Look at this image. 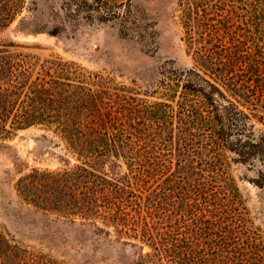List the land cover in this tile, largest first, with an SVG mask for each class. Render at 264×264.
I'll return each mask as SVG.
<instances>
[{"label": "trees", "instance_id": "trees-1", "mask_svg": "<svg viewBox=\"0 0 264 264\" xmlns=\"http://www.w3.org/2000/svg\"><path fill=\"white\" fill-rule=\"evenodd\" d=\"M216 1L179 0L189 46L211 28L218 34L209 22ZM245 1L264 17V0ZM22 3L0 0V30ZM213 45L200 41L196 66L161 71L159 98L150 101L130 88L84 85L75 79L84 77L82 69L69 72L72 67L57 60H44V74L35 71L33 78L34 57L14 51L24 45L0 43V140L31 125L53 127L56 146L67 148L61 161L69 163L71 154L79 162L61 171L31 169L17 182L20 194L48 187L55 195L43 197L41 209L105 221L121 238L134 239L128 243L136 264H264L261 244L242 222L224 154L264 164V133H254L240 100L246 101L249 86L234 78L231 60H219ZM106 163L112 171L123 164L124 181L99 170ZM190 223L195 230L189 233ZM202 233L207 250L200 247ZM0 264L53 263L0 234Z\"/></svg>", "mask_w": 264, "mask_h": 264}, {"label": "rangeland", "instance_id": "rangeland-1", "mask_svg": "<svg viewBox=\"0 0 264 264\" xmlns=\"http://www.w3.org/2000/svg\"><path fill=\"white\" fill-rule=\"evenodd\" d=\"M218 1L214 20L209 21L216 23L218 34L211 28L210 34L196 36L192 46L179 23V0H23L13 21L0 30V43L24 45L12 50L34 57L33 78L35 71L44 74L39 71L44 60H57L70 65L69 72L82 69L84 77L75 79L84 85L111 91L130 88L150 101L159 98L161 71L196 66L194 50L200 41L210 49L216 44L215 56L230 59L234 78L249 86L246 101L240 100L252 115L254 133H264V17L258 19L245 0ZM52 130L31 125L0 140V234L53 264H136L135 247L128 243L134 239L121 238L105 221L41 209L46 206L43 197L55 195L48 187L29 197L17 190L19 178L33 168L54 172L79 163L71 154L69 163L61 161L67 148L64 143L62 149L56 146L53 137L60 138ZM224 154L242 222L264 253V164L260 159L242 164L233 160V153ZM101 167L124 181L123 164L113 171L107 163ZM96 225L107 231L96 230ZM199 225L204 228L205 222ZM191 229L194 232L195 226L190 223L189 233ZM207 239L202 233L206 243L200 247L206 250Z\"/></svg>", "mask_w": 264, "mask_h": 264}]
</instances>
